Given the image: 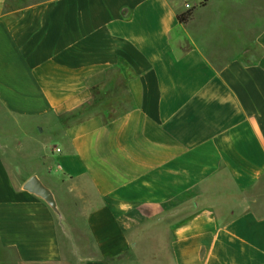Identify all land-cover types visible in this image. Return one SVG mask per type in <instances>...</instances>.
<instances>
[{
	"label": "crops",
	"instance_id": "1",
	"mask_svg": "<svg viewBox=\"0 0 264 264\" xmlns=\"http://www.w3.org/2000/svg\"><path fill=\"white\" fill-rule=\"evenodd\" d=\"M180 207L173 264H264V0H0V264L123 263Z\"/></svg>",
	"mask_w": 264,
	"mask_h": 264
},
{
	"label": "rangeland",
	"instance_id": "2",
	"mask_svg": "<svg viewBox=\"0 0 264 264\" xmlns=\"http://www.w3.org/2000/svg\"><path fill=\"white\" fill-rule=\"evenodd\" d=\"M222 34H225V38L229 39L228 42L231 40L230 38L233 37V32L231 30L215 33L216 36ZM252 53L256 54L254 51H252ZM111 96L112 93L106 90L100 91V93L95 91L88 107L73 114L71 119L73 118L72 120L75 121L92 115H102L106 119L114 117L120 113L127 104L126 102L122 103L119 98ZM194 212L195 209L190 207L171 208L167 212L163 221H156L149 225H145V227L138 233L139 236L135 242L136 250L125 259V262L119 264H173L170 251V226L179 219L189 217ZM60 231L61 236L62 233H66L64 225L63 230L61 229ZM78 235H80V233L75 232L74 238L71 241V246H86L87 241L78 239ZM62 242L64 243V247L68 243L67 239H64V237ZM6 259L7 258L3 253L0 254V263L7 261Z\"/></svg>",
	"mask_w": 264,
	"mask_h": 264
},
{
	"label": "water",
	"instance_id": "3",
	"mask_svg": "<svg viewBox=\"0 0 264 264\" xmlns=\"http://www.w3.org/2000/svg\"><path fill=\"white\" fill-rule=\"evenodd\" d=\"M22 190L42 200L56 215L58 224L63 230V216L57 206L55 197L37 176H32L26 180L22 185Z\"/></svg>",
	"mask_w": 264,
	"mask_h": 264
},
{
	"label": "trees",
	"instance_id": "4",
	"mask_svg": "<svg viewBox=\"0 0 264 264\" xmlns=\"http://www.w3.org/2000/svg\"><path fill=\"white\" fill-rule=\"evenodd\" d=\"M202 4H204V2H203ZM193 10H194V9L191 8V9L185 11L184 13L179 14V15L176 17L178 23H179V24H183V25L186 24V23L191 19V16H192ZM93 96H94V92H93L92 98H93ZM88 105H89V103H88L87 105H85L83 108H81V109L79 110V112L82 111V109L88 107Z\"/></svg>",
	"mask_w": 264,
	"mask_h": 264
}]
</instances>
